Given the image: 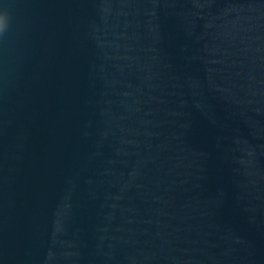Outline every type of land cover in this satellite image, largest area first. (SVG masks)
Returning a JSON list of instances; mask_svg holds the SVG:
<instances>
[{
    "label": "water",
    "instance_id": "obj_1",
    "mask_svg": "<svg viewBox=\"0 0 264 264\" xmlns=\"http://www.w3.org/2000/svg\"><path fill=\"white\" fill-rule=\"evenodd\" d=\"M0 27V264H264V0H0Z\"/></svg>",
    "mask_w": 264,
    "mask_h": 264
},
{
    "label": "clouds",
    "instance_id": "obj_2",
    "mask_svg": "<svg viewBox=\"0 0 264 264\" xmlns=\"http://www.w3.org/2000/svg\"><path fill=\"white\" fill-rule=\"evenodd\" d=\"M6 16H8V13L6 10L2 11ZM7 27H0V35H2L6 31Z\"/></svg>",
    "mask_w": 264,
    "mask_h": 264
}]
</instances>
